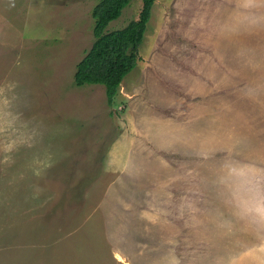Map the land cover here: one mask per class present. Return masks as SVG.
<instances>
[{
    "label": "rangeland",
    "instance_id": "obj_1",
    "mask_svg": "<svg viewBox=\"0 0 264 264\" xmlns=\"http://www.w3.org/2000/svg\"><path fill=\"white\" fill-rule=\"evenodd\" d=\"M97 2L0 0V264H264V0H156L114 105Z\"/></svg>",
    "mask_w": 264,
    "mask_h": 264
},
{
    "label": "trees",
    "instance_id": "obj_2",
    "mask_svg": "<svg viewBox=\"0 0 264 264\" xmlns=\"http://www.w3.org/2000/svg\"><path fill=\"white\" fill-rule=\"evenodd\" d=\"M131 0H98L92 16L94 42L77 63L75 84H101L105 87L107 102L114 105L115 97L124 78L137 67L140 46L156 0H143L138 19L121 29L108 30Z\"/></svg>",
    "mask_w": 264,
    "mask_h": 264
}]
</instances>
